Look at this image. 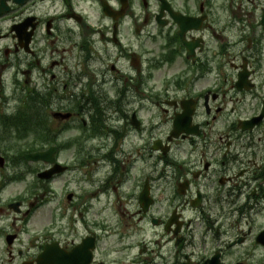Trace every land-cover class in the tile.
Returning <instances> with one entry per match:
<instances>
[{"label":"flooded vegetation","instance_id":"obj_1","mask_svg":"<svg viewBox=\"0 0 264 264\" xmlns=\"http://www.w3.org/2000/svg\"><path fill=\"white\" fill-rule=\"evenodd\" d=\"M1 1L0 264H264V0Z\"/></svg>","mask_w":264,"mask_h":264}]
</instances>
